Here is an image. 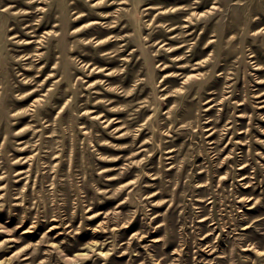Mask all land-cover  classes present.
I'll list each match as a JSON object with an SVG mask.
<instances>
[{"label": "rangeland", "instance_id": "374dc122", "mask_svg": "<svg viewBox=\"0 0 264 264\" xmlns=\"http://www.w3.org/2000/svg\"><path fill=\"white\" fill-rule=\"evenodd\" d=\"M262 105L264 0H0V264H264Z\"/></svg>", "mask_w": 264, "mask_h": 264}, {"label": "bare ground", "instance_id": "6f19581e", "mask_svg": "<svg viewBox=\"0 0 264 264\" xmlns=\"http://www.w3.org/2000/svg\"><path fill=\"white\" fill-rule=\"evenodd\" d=\"M31 41H32V40H31ZM191 76H193V74H188V75L186 76L185 80L188 79V78L191 77ZM258 96H259V95H258ZM258 96H257V97H258ZM262 106H264V105H262ZM262 106H260V107H262ZM243 167H244V166H242L241 168H243ZM245 177H246V176H243L242 179L245 178ZM127 183H129V182H127ZM204 219H205V218H203V220H204ZM25 231H28V230H25ZM251 248H252V247H251ZM245 249H250V247L245 248ZM257 251H259V252H258L259 254H263V253H264V250H260V249H258ZM6 261L9 262V259L6 260Z\"/></svg>", "mask_w": 264, "mask_h": 264}]
</instances>
